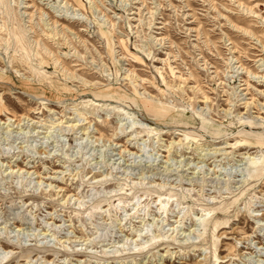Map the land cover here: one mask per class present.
<instances>
[{"label":"rangeland","instance_id":"rangeland-1","mask_svg":"<svg viewBox=\"0 0 264 264\" xmlns=\"http://www.w3.org/2000/svg\"><path fill=\"white\" fill-rule=\"evenodd\" d=\"M0 264H264V0H0Z\"/></svg>","mask_w":264,"mask_h":264}]
</instances>
